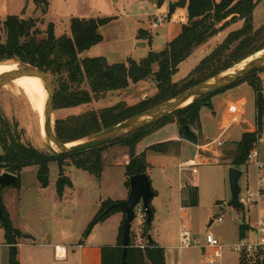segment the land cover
I'll use <instances>...</instances> for the list:
<instances>
[{"label":"trees","instance_id":"trees-1","mask_svg":"<svg viewBox=\"0 0 264 264\" xmlns=\"http://www.w3.org/2000/svg\"><path fill=\"white\" fill-rule=\"evenodd\" d=\"M158 1L161 5L164 0ZM36 2L49 5L48 0H36ZM257 3V0H221L219 2L216 0H179L172 5V11L178 7H186L188 12V22L183 25L180 34L160 51L151 50L147 56L140 60L128 58L126 62L118 63H109L104 56H81L83 52L103 41L100 28L108 24L113 17H73L70 26L71 33L63 34L60 37L56 36L55 24L51 22L45 31L46 35L39 38L42 32L37 26V19L8 15L4 20L0 19V62L10 59L19 60L38 67L50 75L60 77L57 86H55V109H68L91 103L93 99H101L109 91L126 89L131 83L148 79L154 81L157 91L149 99L142 98L134 104L122 101L112 106L88 109L78 114L57 118L56 132L59 139L65 143L79 141L151 109L263 49L264 45L257 47L254 45L264 31V26L254 30V11ZM43 11L46 12V9L44 8ZM229 17L230 19L227 20ZM238 20H243L241 28L231 31L191 70L186 78L180 81L173 80V76L179 70V65L198 46ZM139 37L151 39V35L144 31L139 33ZM155 65L158 66L157 71L154 70ZM263 68L254 70L236 83L195 100L161 120L118 140L69 154L45 152L25 144L21 140L22 132L18 130V127L12 130L9 123L0 115V144L3 149L0 163L7 168V172L18 176L17 182L11 185L14 187H19L22 171L31 166L38 167L39 182L43 187L48 186L49 164L54 161L58 163L61 171L65 165H75L100 179L104 169L103 152L109 146L119 144L128 149L130 156V161L125 166L126 186L130 189V177L147 172L149 167L146 151L136 152V146L142 139L166 124L176 122L180 126V134L184 139L197 142L198 133L195 130H201L202 108H212L211 99L213 96L247 82L256 94L257 129L253 132L243 133L242 138L234 142L236 147L232 152L230 163L231 166L238 168L246 167L249 163V154L252 151H257L263 131L264 94L262 81L258 74ZM86 80L91 86L90 91L74 88L75 85L80 87ZM186 125L190 127V131L185 129ZM174 145V142H160L151 145L148 149L158 153H167L173 150ZM67 159L70 161L65 163ZM2 188H0V204L6 221L0 219V225L5 230V244L8 245L9 250L8 264H21L18 245L21 239L32 237L14 227L9 211L2 200ZM58 193L62 194L61 186ZM187 198L188 205H198V188L188 186ZM113 202L115 201L111 199L102 202L99 210L83 232L79 243H83L97 224L105 221L111 214L122 211L119 208L108 211L107 208ZM151 208L153 221L154 208L152 205ZM152 221L150 224L145 223L148 243L144 247L135 244L131 235V243L126 256L127 264H166L165 248L148 235ZM247 228L246 225L240 226L241 236ZM122 232L123 226H121L116 245L101 247V264H124Z\"/></svg>","mask_w":264,"mask_h":264},{"label":"rangeland","instance_id":"rangeland-1","mask_svg":"<svg viewBox=\"0 0 264 264\" xmlns=\"http://www.w3.org/2000/svg\"><path fill=\"white\" fill-rule=\"evenodd\" d=\"M257 1L258 9L255 11L254 15V30L264 26V0ZM48 2L49 5L46 6L44 3L37 4L36 0H27L22 11L16 10V13H13V8L11 7L14 3L13 0H10V14H19L23 18L31 17L37 19V26L42 32L39 35L40 38L46 35L45 31L51 22L55 24L56 36L60 37L63 34L71 33V17L73 16L88 14L95 17H110L113 11H117L114 0H74L73 6H61L64 12L54 15L50 13V1L48 0ZM44 8L46 12L43 11ZM1 19L4 20L5 17ZM238 21L230 24H234L233 26L236 27L231 26V29L228 30L229 33L241 28L239 27L240 25L235 24ZM100 32L106 37V43L98 47L99 53H102L99 55L106 57L109 63L126 62L128 59L127 51L130 49L129 27L126 25L124 26L122 22H113L101 28ZM216 39L217 38H213L215 41ZM254 45L256 47L264 45V31ZM259 51L256 53H261ZM132 58L139 60L135 58V56ZM17 62L18 61L14 59H10L3 60L0 63L7 64ZM189 62L190 61L179 67L178 72L173 76L174 79L182 80L189 75L191 72L190 66H195V57L190 63ZM154 68L158 70L157 65H155ZM261 72L264 77V68L260 70L258 74H261ZM51 76L55 86H57L60 77L53 74ZM149 80L151 79L144 80L141 84L144 85L146 82L145 84L154 87V81ZM141 84L138 85V83H134L124 91L109 92L101 99H93L91 103L83 104L76 108L55 109L54 117L57 119L66 117L70 114H78L88 109H99L112 106L124 100L130 101L134 97H138V99L141 100L140 95L142 93L138 94V92H141L140 89H142L140 86H143ZM74 88L91 90V86L87 80L80 87L75 85ZM233 88L213 96V108H202L201 114L204 124V132L202 133H204V135L213 136L215 134V126L211 129L212 123H216L219 119L220 113L226 102L234 99H237L242 104L244 108V117L243 124L237 126L231 138L236 141L240 140L243 129L257 127L256 94L254 89L248 84H244L237 89ZM150 96H152V94ZM214 110L215 112H213ZM0 115L9 123L12 130L18 127V130L22 132V142L45 152H51L50 147L44 139L36 105L21 87L12 82L0 87ZM176 128L177 131H175ZM174 133L180 135L177 125L168 123L146 136V138L142 140L141 145H146L149 141L165 139ZM199 136H201V134L198 135V138ZM201 139L202 141L205 140L204 136H201ZM233 140L230 139L222 147V164L201 166L198 175H193L191 171H185L186 176L192 177L199 184V202L196 206L189 205L181 209L178 190L175 192L174 190H170L168 181L165 178V172L162 169L157 167L152 168L150 177L153 189H157L155 191H158V195H155L152 200V205L155 206V214L149 235L153 240L159 241L167 247V264H200L204 256L212 255L213 253H217L222 264L239 263V256L231 250V246L240 242V225L243 224L244 221L253 223L259 216L264 215V195H262V199L258 205H253L250 210L246 212H240L238 209L228 205L231 199V193L228 178L229 168L227 165L231 163L232 152H234L236 147ZM113 146H115L114 149L123 147L116 144L109 146L106 151ZM259 146L263 149L264 142L260 143ZM2 153L3 149L0 144V155ZM108 159L109 157L104 161L105 176L102 183H98L87 171L79 169L75 165H65L64 169L61 171L58 163L54 161L49 164V186L45 188L39 186L37 166H31L22 171L19 187L4 186L1 190V195H3L2 200L10 211V218L14 227L21 229L32 237L25 238V241L35 238L37 242L42 243L46 234H64V237L69 235L70 237H77L81 231L86 229L99 210L98 206L100 200H108L110 196L118 197L126 186L127 177L125 171L123 168L110 165ZM69 161L70 159H67L65 163ZM248 165H250L251 169L249 174L252 173L250 177V187L254 188L256 181V172L254 171L255 165L253 163H248ZM3 166L4 165L0 163V174L7 172V168ZM246 167L243 168L246 169ZM169 172L172 175L171 182H177L178 167L171 165ZM247 173L248 171H245L241 180V186L244 190L246 178L248 176ZM63 176H65V179L61 180ZM174 185L175 184H173V186ZM60 186L62 188L61 195L58 193ZM6 188L8 189L6 190ZM7 191L9 194H6ZM184 212L187 213L186 219H182ZM219 217H222L223 220L219 221ZM211 220H214V222L209 225ZM145 223L146 218L141 222L140 215H138L133 222L131 235L133 242L137 245L145 246L148 243ZM183 223L188 225L189 229L196 237L204 238L207 233H212L220 240L223 247L218 251L199 248H190L180 251L178 249L179 231ZM246 226L248 227V225ZM111 230V227H108L107 232ZM3 233L4 228L0 225V239ZM170 249H172V251ZM29 253L30 250L27 249V247L23 249L24 256ZM7 255L6 251L0 250V264L2 262L3 264H8Z\"/></svg>","mask_w":264,"mask_h":264},{"label":"crops","instance_id":"crops-1","mask_svg":"<svg viewBox=\"0 0 264 264\" xmlns=\"http://www.w3.org/2000/svg\"><path fill=\"white\" fill-rule=\"evenodd\" d=\"M27 0H13L14 5L11 7L13 8V13H16V10L22 11L23 7L25 6ZM50 1V13H53L54 15L59 14L60 12H64L61 8V6L67 5L66 7H70L69 5L74 4V0H49ZM115 1V8L116 12H112L110 17H113V19L106 25L112 24L113 22H122V24L129 27L130 30V49L127 51L128 58H132L135 56L137 59H142L143 57L147 56L151 50L154 51H160L165 48V46L174 38H176L181 30L184 24L188 22V12L186 7H178L174 11H172V5L178 2L179 0H164L161 5H159L158 0H114ZM217 2L221 0H216ZM10 0H0V19L4 18L10 14L11 8L9 7ZM73 6V5H72ZM258 9V5L255 8V11ZM66 11V10H65ZM254 11V15H255ZM16 15V14H14ZM19 15V14H18ZM158 15H162L165 17V21L158 25L157 27H154L155 19ZM55 17V16H54ZM73 17H79V18H104L105 16H91L88 14H81L76 15ZM71 17V19L73 18ZM230 17L227 19L229 20ZM240 25L239 27H242L243 20H239L237 23ZM227 26L225 29L220 31L217 35L211 37L208 41L203 43L202 45L198 46L193 53L185 60L183 61L179 67L183 66L184 64L188 63V61L191 62L192 59L195 57V66L196 67L199 62L206 57L212 49L221 43L226 36L229 33V29H231V26ZM102 26L101 28H103ZM236 27V26H233ZM232 27V28H233ZM100 28V29H101ZM141 31L147 32L149 35H151V39H143L139 37V33ZM71 32V30H70ZM103 41L95 46H93L91 49L83 52L81 54L82 57L87 56H101L99 54V46L106 43V37ZM213 38H217L216 41L213 40ZM219 38V39H218ZM139 43H145V46H138ZM207 45V46H206ZM162 48V49H161ZM95 51V52H94ZM128 60V59H127ZM189 62V63H190ZM190 66V71L194 68ZM155 71L157 69L154 68ZM259 77L262 81L263 86V94H264V77L263 73L259 74ZM174 81H180L178 79H174ZM151 81V80H149ZM144 80L137 82L138 85L143 83ZM148 82V81H147ZM136 83V84H137ZM146 83V82H145ZM141 84L143 86H140L142 89H140L141 92H138V94L142 93L144 95H140V98H144L145 95H154L157 91V88L154 83V87L149 86L148 84ZM134 83H131L130 85H133ZM243 83L239 84L238 86H235L233 89H237L242 87ZM129 85V87H130ZM249 85V84H248ZM128 89V88H127ZM231 89V90H233ZM126 89L117 90V91H109V92H119L124 91ZM228 91V90H227ZM107 92V93H109ZM106 93V94H107ZM148 93V94H146ZM105 94V95H106ZM137 94V93H136ZM143 96V97H142ZM213 98V97H212ZM212 100V99H211ZM128 104H134L140 99L138 97H134L130 101L124 100ZM256 103V100H255ZM213 104V102H212ZM81 106V105H80ZM78 107V106H77ZM76 108V107H72ZM68 108V109H72ZM213 108V107H212ZM235 108L237 112H231V109ZM86 111V110H85ZM215 112V110L213 111ZM202 113V110H201ZM243 117H244V108L242 104L236 99L234 100H228L222 109L220 113L219 119L216 121V123H212V128L215 126V134L213 136L204 135V124L202 121V114H200L201 119V130L197 131L195 130L198 135L201 134V136H204L205 140L202 141L201 136H199L197 142H192L187 139H184L181 134L178 135L176 133L170 135L169 137H166L165 139L161 140H155V141H149L146 145H141L142 139L136 146V152L141 153L143 151H146V158L147 162L149 164V167L147 169V172L149 175L151 174L152 168L157 167L159 169H162L165 172V178L168 181V185L170 186V190H178L179 192V198H180V204L181 209L183 207H187L188 205V198H187V187L188 186H194L198 188L199 191V184L190 176L185 175V171H191L193 175H198L200 173L199 168L201 166L196 167H190V166H182L181 164L190 160L193 156V153L196 150V145L200 143H204L209 140H214L218 138L220 135L222 136V140L224 141V144L227 143L231 138L232 134L237 129V126H241L243 124ZM172 124L177 125L179 132H180V126L173 122ZM209 129V128H208ZM257 129V127L253 128H247L243 129V133L245 132H253ZM177 131V128L176 130ZM242 133V135H243ZM242 138V137H241ZM264 117H263V131L261 134V138L258 143L257 151L259 154V159L261 161H264V148H260V143L264 142ZM234 142H237L239 140H233ZM160 142H174V148L173 150L167 152V153H158L154 152L150 149H148L151 145L160 143ZM141 145V146H140ZM115 146L109 148L108 151L103 152V158L108 159V162L110 165L118 166L120 168H123L125 171V166L130 161V156L128 154V149L126 147L114 149ZM222 164V163H220ZM254 171L256 172V181L254 184V187H256L257 183V177H258V170L255 163ZM174 165L178 167V179L177 182L172 183V175L169 172L170 166ZM216 165V164H214ZM204 166V165H203ZM228 168L231 167L230 164L227 165ZM29 168V167H28ZM104 168H105V162H104ZM27 169V168H25ZM244 171H248V176L246 178L245 187L250 186V177L251 174H249L250 165L246 167V169L241 168ZM38 170V169H37ZM90 174V173H89ZM243 174V176H244ZM91 175V174H90ZM125 175V174H124ZM93 176V175H92ZM105 176V169H103L102 175L100 179H96L98 183H102ZM242 176V178H243ZM241 178V180H242ZM240 180V184H241ZM125 182V181H124ZM154 183V182H153ZM40 187H43L40 182H38ZM173 184H175L173 186ZM49 186V185H48ZM153 186V184H152ZM11 187V185L9 186ZM47 187V186H46ZM242 187V186H241ZM45 188V187H43ZM8 188H6L7 190ZM157 190V189H155ZM154 190V191H155ZM57 191V189H56ZM130 189L125 186L121 192V194L118 197H109V199L113 201H120L125 200L128 198ZM158 192V191H157ZM156 195H158V193ZM3 194V193H2ZM6 194H9L8 191ZM5 195V194H4ZM3 196V195H2ZM64 196V195H63ZM102 200L99 202L98 209L100 208L102 204ZM6 206V205H5ZM153 206V205H152ZM7 208V207H6ZM154 208V214H155V206ZM97 209V210H98ZM8 210V209H7ZM9 211V210H8ZM242 211V210H241ZM10 214V211H9ZM11 216V214H10ZM187 218V213L184 212L182 215V219ZM125 219V213L123 211H117L113 214H111L105 221L100 222L97 224L91 234L84 239L83 243H79L83 232L79 233V235L76 236H66L64 237V234L60 235H51L46 234L44 237V241L42 243H39L35 240H29L25 241L26 239H21L18 249H19V260L21 264H101V247L103 245H116L119 239L120 235V229L121 226H123V222ZM154 219V218H153ZM153 222V221H152ZM245 222V221H244ZM110 224V225H109ZM109 225V226H108ZM241 224L240 226H242ZM108 227H111V231L107 232ZM150 232V231H149ZM150 233H148L149 235ZM5 230L4 233L0 239V250H4L9 255L8 245L5 244ZM150 236V235H149ZM241 236V235H240ZM152 238V237H151ZM156 243H158L160 246L165 248V251L167 250V247L164 246L159 241L154 240ZM30 250V253L26 256L23 255V249L26 248ZM172 251V249H170ZM7 255V257H8ZM167 261V260H166ZM3 264V262L1 263ZM167 264V262H166Z\"/></svg>","mask_w":264,"mask_h":264},{"label":"water","instance_id":"water-1","mask_svg":"<svg viewBox=\"0 0 264 264\" xmlns=\"http://www.w3.org/2000/svg\"><path fill=\"white\" fill-rule=\"evenodd\" d=\"M145 45V43L138 44V46ZM259 52L261 53L258 55L257 53H255L254 55L249 56L248 58L235 64L231 68L185 90L179 95L166 100L151 109H148L124 121H121L116 125L104 129L88 138L81 139L79 140V143L74 145H69L72 142L65 143L61 141L57 135L56 118L54 117L55 84L53 82L52 76L48 72H45L29 63L16 60L18 61L17 68L0 75V87L9 82H12L18 77L25 75L37 77L43 82L47 92L43 116L44 139L50 147L51 151L56 154L62 155L88 150L111 143L115 140H118L119 138L126 136L127 134L135 132L161 120L170 113L186 107L195 100H198L204 96L210 95L214 92H217L218 90L236 83L238 80L249 75L254 70L264 67V49ZM150 97V95H145L144 99H149ZM185 129L190 131V127L188 125L185 126ZM228 174L231 193V199L228 202V205L234 207L235 209L244 211L245 207L242 205L239 199V194L242 188L240 180L244 174V171L241 168L231 166L229 168ZM64 179L65 176L61 178V180ZM17 180V175L10 172H4L0 174V188L15 184ZM154 196L155 191L153 189L151 177L148 172L132 175L130 177V191L128 198L125 200L115 201L107 208L108 211L114 208H119L125 213L122 232V259L124 264H127V250L131 243V230L133 222L137 216V209L139 207H142L145 210L146 223L150 224L153 217L151 205ZM0 219L4 222L6 221L3 216V209L1 204ZM212 223L213 220L210 221L209 225H211Z\"/></svg>","mask_w":264,"mask_h":264},{"label":"built area","instance_id":"built-area-1","mask_svg":"<svg viewBox=\"0 0 264 264\" xmlns=\"http://www.w3.org/2000/svg\"><path fill=\"white\" fill-rule=\"evenodd\" d=\"M165 21V17L158 15L155 19L154 27H157ZM231 112H237L235 108L231 109ZM224 141L220 135L214 140H209L204 143L196 145V150L190 160L182 163V166H203L220 164L223 157L222 147ZM249 163H255L258 170V177L256 187L251 188L243 187L239 194V199L242 205L245 207V212L249 211L253 205H258L264 195V161L259 159L258 151H252L248 156ZM240 210V209H239ZM140 215L141 222L146 218L145 210L142 207L137 209V216ZM219 221L223 218L219 217ZM214 222V220H213ZM243 225H248V228L240 236V242L233 244L231 250L239 256L238 264H264V215L259 216L255 222H244ZM144 247L143 245H140ZM223 245L220 240L212 233H207L204 238L196 237L189 229L186 223L181 225L179 231V246L180 251L190 248H199L203 250L214 249L220 250ZM200 264H222L217 253L204 256Z\"/></svg>","mask_w":264,"mask_h":264},{"label":"bare ground","instance_id":"bare-ground-1","mask_svg":"<svg viewBox=\"0 0 264 264\" xmlns=\"http://www.w3.org/2000/svg\"><path fill=\"white\" fill-rule=\"evenodd\" d=\"M17 66H18L17 63H7V64L0 63V75H2L7 71L17 68ZM12 83L21 87L31 98L32 102L36 105L38 109L39 121L41 122L42 132L44 134L43 116H44V107L46 103L47 92L43 82L37 77L25 75L14 79ZM79 142L80 141H75L70 143L69 145H74Z\"/></svg>","mask_w":264,"mask_h":264}]
</instances>
